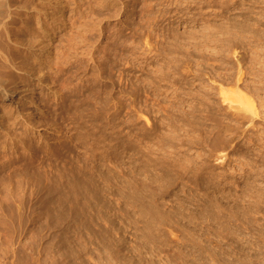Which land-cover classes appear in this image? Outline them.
I'll use <instances>...</instances> for the list:
<instances>
[{"label": "rangeland", "instance_id": "1", "mask_svg": "<svg viewBox=\"0 0 264 264\" xmlns=\"http://www.w3.org/2000/svg\"><path fill=\"white\" fill-rule=\"evenodd\" d=\"M211 1L73 0L77 118L59 117L54 135L39 128L50 142L55 138L43 150L72 157V219L32 195L17 213L1 187L0 264H22L29 245L52 264L54 242L53 264H264V81L257 76L264 74V0ZM62 14L54 44L65 43L69 10ZM233 17L250 28L244 38L250 46L230 51L221 29ZM194 38L206 44L198 45L202 50ZM189 45L204 52L202 61H186ZM233 51L245 52L247 82L261 84L249 93L262 103L250 124L235 120L217 92L218 81L235 88L228 83ZM96 64L98 76L85 85L81 75ZM222 123L232 127L223 131ZM30 185L38 195L44 190L39 178Z\"/></svg>", "mask_w": 264, "mask_h": 264}, {"label": "bare ground", "instance_id": "2", "mask_svg": "<svg viewBox=\"0 0 264 264\" xmlns=\"http://www.w3.org/2000/svg\"><path fill=\"white\" fill-rule=\"evenodd\" d=\"M193 1L194 0H192V2ZM202 1L204 2V0ZM72 5L73 0H0V188H4V197H6L7 195L9 196L10 201L7 202V207L13 211L16 210L17 213L20 210L25 209L26 206L24 199L26 198V196L32 195L37 198V201L44 197L45 199H41L39 203H45L44 205H46V208L50 207L51 211L53 212L57 213L61 208L68 211L67 215H69L68 217L72 219L71 211L75 207L73 185L75 179L74 177L76 175V172L74 171L75 167L72 165V157L67 159L66 154L63 153L62 155L61 152H54L52 148H50L49 151L43 150V148L50 147L55 138H53V141L50 142L49 139L43 137L42 132L39 131V128H43L44 131L48 132V136H50L51 133L54 135L58 132L59 123H57V120L59 117H64V121L68 120L69 123L75 122V119L77 118L76 101L79 93L78 81L76 77L77 60L75 57V52L73 51L74 26ZM63 9L69 10V15L67 17L68 23L67 34L65 35V43L60 44L59 42V44H54L53 39L56 36V32L60 28L64 27L62 14ZM203 11L204 9L202 10V12ZM184 14L180 15L184 16ZM195 14V17H197L196 19L198 20L204 18L200 10ZM187 18L189 20L190 17L187 16ZM227 19L229 18H226V20ZM234 19L233 21L230 20V22H227L228 25L225 23V25L227 26L224 25L225 27H223V29H221L222 27H219L224 35V37L222 36L221 38V42L227 41L228 44L225 45L228 46L226 48H229V50L233 48V45L239 46L242 44L241 47H244L249 43V37L247 36V34H245L246 28L248 29L249 27H245V24L243 22L241 24L239 22L241 20L238 19V21H236L235 19L234 21ZM248 30H250V28ZM251 33L252 31L249 34L250 37L251 35H253ZM261 35L259 34V36ZM245 36L248 37L246 40L244 39ZM190 37H192V35ZM208 38H210V35L208 36ZM212 38L213 37L211 36V39ZM218 38L219 36L216 39ZM254 38L257 39L256 36L253 37V39ZM194 40L196 39L194 38ZM201 40H196L195 42H193L195 43L194 46L196 47L198 45L201 46L205 44H202ZM257 41L259 42V40ZM185 43L187 42L185 41ZM192 45H189V47L187 48L185 47L186 52H184L186 53L187 59L185 58V56H183V58H185L186 61H192V59L194 58L193 61L195 63L198 59L202 61L204 53L202 52V54H200V50H202V48L198 46L199 49H201L197 51L200 53H197L194 52V50H191L192 48H195ZM110 46L111 45H109V47ZM247 46H250V44H248ZM182 48L184 47L182 46ZM234 49L236 50V48H233V50ZM214 53H216V50L214 51ZM233 53L234 54L232 56H234V63L236 68L234 67L235 70L234 72L232 71L233 79H228V83H233L235 88H227L226 85L225 88L218 81L217 92L221 96L222 103L225 102L227 108L231 109L230 113L231 115H233V117H235V120L239 122L244 121L245 123L250 124L258 114L257 106H260L262 103L260 102L259 104H256L249 93L255 91V89L257 90V87L259 88L261 84L259 86L256 85L255 87H253L254 85L252 86V84L248 83L245 79L246 72L245 70H243L244 63H242L245 59V52L238 53L233 51ZM252 59L254 58L252 57L251 61ZM186 61L184 63L188 65ZM98 64H96L94 67H90V71H93L92 73H88L87 71L81 75V77H83L82 81L85 85L90 86L89 84H92L91 81H93L95 77L98 76L94 75L100 70V66H98ZM184 66L182 68H184ZM189 67L191 66L189 65ZM186 68L188 70V66ZM261 71L257 72V76L260 77L257 78L264 81V74L261 73ZM186 72L188 71H185V73ZM186 75L188 76V74ZM192 75L193 74H191V76ZM196 76L198 77L197 80L200 79L197 74ZM258 79L256 80L258 81ZM98 84L101 85L100 83ZM86 90L87 89L85 88L82 93ZM200 99H202V97ZM227 116L229 117V115ZM231 127L232 126L229 123L221 124V129L223 131ZM65 147L66 146H63V148ZM60 160H63V165L59 163ZM85 171L86 170H84V173H86ZM86 175L83 174V178L84 176L86 178ZM33 178H39L43 182V187H41V190H44L40 195H38V193L34 189L35 185L33 184L34 187L30 185V180ZM86 179H84V181ZM12 180L15 181V184L13 187H9ZM42 206L43 205L38 206L39 209ZM30 207L31 210H33L35 204L29 205V208ZM41 210L39 211L42 213L45 211ZM47 213L49 214V211H47ZM45 216H43V218H45ZM50 217L51 216L49 215V218ZM41 219H37L36 224L38 225L37 228L39 232L42 229L43 223V220L41 221ZM46 220L47 218L45 219V221ZM58 250V245L56 242H54L48 252V259L52 264L57 258ZM38 255L39 250L37 251L33 245H29L22 251L20 255L22 264L26 262V264H44L43 261L39 259Z\"/></svg>", "mask_w": 264, "mask_h": 264}]
</instances>
